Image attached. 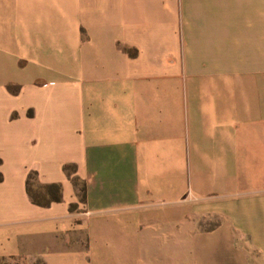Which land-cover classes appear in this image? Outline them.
I'll use <instances>...</instances> for the list:
<instances>
[{
    "label": "crops",
    "instance_id": "obj_1",
    "mask_svg": "<svg viewBox=\"0 0 264 264\" xmlns=\"http://www.w3.org/2000/svg\"><path fill=\"white\" fill-rule=\"evenodd\" d=\"M0 175V264H264V0H0Z\"/></svg>",
    "mask_w": 264,
    "mask_h": 264
},
{
    "label": "trees",
    "instance_id": "obj_2",
    "mask_svg": "<svg viewBox=\"0 0 264 264\" xmlns=\"http://www.w3.org/2000/svg\"><path fill=\"white\" fill-rule=\"evenodd\" d=\"M66 169L68 166L65 167ZM1 179V175H0ZM32 180H36V172H29L26 180V189L31 197V200L39 205H48L52 201L61 200V186L59 183H48V184H39L42 191H35L33 188ZM74 205H71L73 207ZM34 264H43L40 262Z\"/></svg>",
    "mask_w": 264,
    "mask_h": 264
},
{
    "label": "rangeland",
    "instance_id": "obj_3",
    "mask_svg": "<svg viewBox=\"0 0 264 264\" xmlns=\"http://www.w3.org/2000/svg\"><path fill=\"white\" fill-rule=\"evenodd\" d=\"M32 183H33V188H34V190L35 191H42V189L40 188V185L38 184V182L37 181H35V180H32ZM221 221H220V219H217V218H213V219H211L210 220V223L211 224H219ZM209 221H202L201 223H199L200 224V226H209ZM19 262L20 261H16V260H7V261H4L3 263H1V264H19Z\"/></svg>",
    "mask_w": 264,
    "mask_h": 264
}]
</instances>
